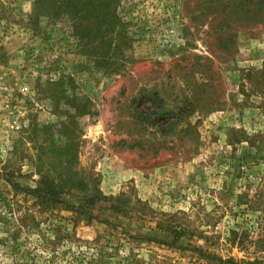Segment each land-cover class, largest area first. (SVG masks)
I'll list each match as a JSON object with an SVG mask.
<instances>
[{
  "label": "rangeland",
  "instance_id": "rangeland-1",
  "mask_svg": "<svg viewBox=\"0 0 264 264\" xmlns=\"http://www.w3.org/2000/svg\"><path fill=\"white\" fill-rule=\"evenodd\" d=\"M57 1L0 0V264H264V0Z\"/></svg>",
  "mask_w": 264,
  "mask_h": 264
},
{
  "label": "trees",
  "instance_id": "trees-1",
  "mask_svg": "<svg viewBox=\"0 0 264 264\" xmlns=\"http://www.w3.org/2000/svg\"><path fill=\"white\" fill-rule=\"evenodd\" d=\"M57 1V0H55ZM84 2L94 3L97 0H83ZM60 6H66L71 9L74 7L84 8V6L81 3V0H58L57 1ZM72 6V7H71ZM100 62L98 60H95L96 66ZM260 161L264 163V155L260 157ZM7 181L11 184L13 189L17 190L21 193H26L28 195L34 196L36 200L40 203V205L44 206H56V205H65L68 209H72L82 215H85L89 218V220H98V222L105 223L107 225H110L111 223L107 220H102L98 217V215H95L93 212L95 210V203L88 201L82 197V199H78L76 196L72 195L73 190L66 189L64 186H56L52 184H40L36 188H30V187H24L17 183H15L9 175H6ZM252 264H258L257 262Z\"/></svg>",
  "mask_w": 264,
  "mask_h": 264
},
{
  "label": "built area",
  "instance_id": "built-area-1",
  "mask_svg": "<svg viewBox=\"0 0 264 264\" xmlns=\"http://www.w3.org/2000/svg\"><path fill=\"white\" fill-rule=\"evenodd\" d=\"M0 89H2V77H1V74H0Z\"/></svg>",
  "mask_w": 264,
  "mask_h": 264
}]
</instances>
